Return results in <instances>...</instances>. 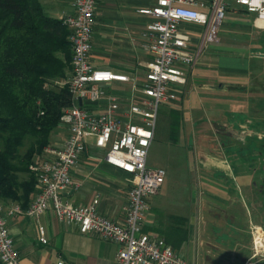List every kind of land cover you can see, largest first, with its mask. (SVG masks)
Returning <instances> with one entry per match:
<instances>
[{
    "label": "crops",
    "instance_id": "0c3cea01",
    "mask_svg": "<svg viewBox=\"0 0 264 264\" xmlns=\"http://www.w3.org/2000/svg\"><path fill=\"white\" fill-rule=\"evenodd\" d=\"M154 3L155 0L98 1L90 49L94 67L127 73L137 83L144 80L146 66L152 59L147 50L151 17L138 9ZM41 4L47 15L58 19L74 12V0H41ZM253 18L244 8L232 5L221 24L218 40L207 45L189 69L179 102L160 110L170 118L174 113L180 115L178 137L185 128L196 152L203 155L189 163L190 190L186 195L174 199L155 195L151 199L143 229L160 236L149 230L157 212L186 217L188 237L176 253L188 264H244L251 255L246 240L252 215L246 188L260 185L255 174L264 170V165L243 164L238 148L251 134L264 130L260 125L264 121V29L257 28ZM180 27L191 35L194 48L203 26L181 23ZM106 88L121 98L131 94L129 83L115 82ZM67 133L66 126L60 124L52 132L49 146L62 144ZM220 135L225 138L221 146L205 148L206 138ZM219 150L231 160L217 156ZM103 156L104 150L88 145L71 169L76 185L64 196L76 205H89L98 199L97 211L101 215L122 222L132 177L106 163ZM240 198L243 227L235 221ZM11 203L17 202L6 201L4 205ZM167 203L173 204L174 211L167 212ZM39 224L44 227L47 243L39 241ZM6 225L22 264H56L59 258L68 264H116V243L93 233H80L75 223L57 218L50 209L41 214L38 223L19 214L7 216Z\"/></svg>",
    "mask_w": 264,
    "mask_h": 264
},
{
    "label": "built area",
    "instance_id": "2783aa9c",
    "mask_svg": "<svg viewBox=\"0 0 264 264\" xmlns=\"http://www.w3.org/2000/svg\"><path fill=\"white\" fill-rule=\"evenodd\" d=\"M99 0H74V12L62 18L70 29L71 71L66 80L71 105L62 112L60 122L67 136L58 146H48L31 169L37 178V191L26 208L19 203L4 205L0 200V261L22 264L9 234L6 217L23 214L37 223L43 212L78 226L82 234L93 233L118 245L116 264H188L155 234L144 231L149 201L164 183L166 172L147 164L148 149L154 139L161 107L175 100L187 80L189 69L204 48L219 38L221 24L232 5L254 15L253 23L264 29V0H155L138 9L151 17L147 30L152 55L144 80L108 68H96L90 62L95 7ZM181 23L203 26V32L191 47V35ZM129 83L126 98L107 90L112 83ZM88 145L104 150L106 163L132 177L123 206L124 220L114 221L97 211L98 199L89 205L69 202L64 194L76 185L71 169ZM39 241L47 243L42 225ZM258 232V231H257ZM253 256L264 252V243L253 245ZM56 264H68L59 258Z\"/></svg>",
    "mask_w": 264,
    "mask_h": 264
},
{
    "label": "trees",
    "instance_id": "16d2710c",
    "mask_svg": "<svg viewBox=\"0 0 264 264\" xmlns=\"http://www.w3.org/2000/svg\"><path fill=\"white\" fill-rule=\"evenodd\" d=\"M70 29L47 15L41 0H0V200L26 208L37 191L31 166L49 146L71 105ZM180 115L169 122L176 143ZM264 192V189H262ZM149 230L177 252L188 237L187 218L157 212ZM0 264H3L0 261Z\"/></svg>",
    "mask_w": 264,
    "mask_h": 264
},
{
    "label": "rangeland",
    "instance_id": "374dc122",
    "mask_svg": "<svg viewBox=\"0 0 264 264\" xmlns=\"http://www.w3.org/2000/svg\"><path fill=\"white\" fill-rule=\"evenodd\" d=\"M178 102L179 93L175 100L165 104L161 109L171 107V105L177 104ZM170 120L171 118L168 115L163 116L162 112L159 114L154 140L152 141L147 154V164L149 166L161 167L166 172L164 183L156 194L162 199L171 197L174 199V197H178L182 194L186 195L187 192H189L191 177L188 169L189 163L192 161H198L200 157L199 155H203L196 152L197 147L193 145V139L188 138V132L185 128L181 130L177 143L171 142L169 137L170 134H172L169 127ZM260 125L264 126V121L260 122ZM244 131L243 135L246 134ZM258 132L260 133L251 134L249 138H246L243 147L239 146L238 148L239 152L242 153L241 155H243V164L257 162L261 163V166L264 165V130L261 129ZM224 139L223 135H220L218 138H206L204 140V146L205 148L214 147L216 145L221 146V143L225 141ZM204 150L206 151V149ZM219 151L220 153H218L217 156L226 157L227 160H231L229 155L223 153L222 150ZM247 174V176H250L249 173ZM255 177L260 185L254 187L251 184L246 188L247 200L249 202L247 203L249 205L248 210L251 212L252 219L250 223H248V238L246 240L250 244L251 255L244 264H264V252H259L253 256L254 240L259 234V230L264 234V192H259V189H264V170L257 171ZM150 201L148 212L150 211ZM166 210L167 212L174 211L173 204L167 203ZM235 212L236 223L238 226L243 227V198H240V202L237 205Z\"/></svg>",
    "mask_w": 264,
    "mask_h": 264
},
{
    "label": "bare ground",
    "instance_id": "6f19581e",
    "mask_svg": "<svg viewBox=\"0 0 264 264\" xmlns=\"http://www.w3.org/2000/svg\"><path fill=\"white\" fill-rule=\"evenodd\" d=\"M256 241H257V244L259 245V244H263V242H264V234L262 233V231L261 230H259V234L257 235V237H256Z\"/></svg>",
    "mask_w": 264,
    "mask_h": 264
}]
</instances>
